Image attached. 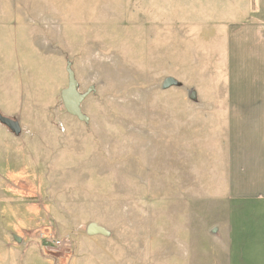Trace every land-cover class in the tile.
<instances>
[{"label":"rangeland","instance_id":"1","mask_svg":"<svg viewBox=\"0 0 264 264\" xmlns=\"http://www.w3.org/2000/svg\"><path fill=\"white\" fill-rule=\"evenodd\" d=\"M238 4L0 0V111L22 128L0 123V264L260 257L264 77L226 76L229 29L256 19Z\"/></svg>","mask_w":264,"mask_h":264},{"label":"crops","instance_id":"2","mask_svg":"<svg viewBox=\"0 0 264 264\" xmlns=\"http://www.w3.org/2000/svg\"><path fill=\"white\" fill-rule=\"evenodd\" d=\"M231 1L239 3L236 8L237 11L232 10L237 16H241L238 14L239 8L243 6L246 9V3L252 1L254 7L250 9L249 13H253L256 19L232 25V30L229 29L227 49L229 50L230 61L229 71H227L228 61L226 64V71L228 72L226 76L264 77V0ZM246 17L251 16L246 15ZM240 39L244 40V43H241ZM247 39L248 43H246ZM234 40L237 44H234ZM261 199L264 200V196ZM261 226L264 228V221L261 223ZM229 247L230 251L240 250L232 240H230ZM246 248L247 246L242 247L241 250H245ZM259 250L258 256L260 257H257V260L253 264H264V241H262ZM238 256L240 261L243 260L240 255ZM245 264L249 263L246 262Z\"/></svg>","mask_w":264,"mask_h":264},{"label":"water","instance_id":"3","mask_svg":"<svg viewBox=\"0 0 264 264\" xmlns=\"http://www.w3.org/2000/svg\"><path fill=\"white\" fill-rule=\"evenodd\" d=\"M68 72V85L66 88L62 89L61 91V98L64 104L66 111L77 117L79 120L88 122L89 118L82 110V103L85 98L89 95L90 91L85 93H81L78 88V82L76 80L75 73L71 68V64L68 63L67 67ZM173 85H177V81L173 77L166 78L163 83L162 87L167 89ZM195 92L191 94V98L195 97ZM0 123L8 127L12 132L15 134H19L22 130L19 121L9 118L3 115L0 111ZM89 235H109V231L104 227L95 222L89 223L86 229ZM20 240V239H18Z\"/></svg>","mask_w":264,"mask_h":264}]
</instances>
